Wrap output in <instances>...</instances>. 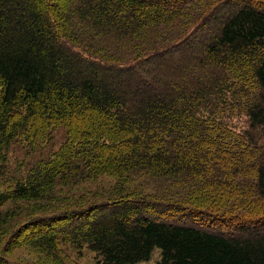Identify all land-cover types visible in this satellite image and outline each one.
I'll use <instances>...</instances> for the list:
<instances>
[{
	"label": "trees",
	"instance_id": "obj_1",
	"mask_svg": "<svg viewBox=\"0 0 264 264\" xmlns=\"http://www.w3.org/2000/svg\"><path fill=\"white\" fill-rule=\"evenodd\" d=\"M58 128L57 150L12 169L14 141ZM13 171L14 245L264 264V0H0V177Z\"/></svg>",
	"mask_w": 264,
	"mask_h": 264
},
{
	"label": "rangeland",
	"instance_id": "obj_2",
	"mask_svg": "<svg viewBox=\"0 0 264 264\" xmlns=\"http://www.w3.org/2000/svg\"><path fill=\"white\" fill-rule=\"evenodd\" d=\"M78 123L79 125H81L84 124L85 121L83 118L79 117ZM64 139L65 131L62 128H58L54 132L53 140L49 141L45 146L38 144L29 145L22 139L18 138L16 141H14L9 149V158L11 161L12 169L13 167H15L16 162L20 163L23 167L24 160L35 161L42 156H47L49 152L57 150ZM254 162L258 163V161ZM13 173L18 174L19 171L17 173L13 171L5 178L0 177V193L7 191L9 187L14 185ZM140 177L144 182L146 181L144 177ZM175 177L176 185H181L183 183V178H188L184 175H181L180 178H178V176ZM149 185H151L150 181ZM153 187H155V184L153 185ZM185 189L186 196H189V193L191 191L190 185L187 184V187ZM2 210L4 209L0 208V211ZM187 221H185L186 224L189 223ZM18 226L19 224L11 229L7 235H4V237L0 235V264H95L96 262L97 253L92 251L88 247L80 250L66 243L61 245L60 248H58V250L54 253H44L28 244L14 245L15 241L18 242V240L21 239V235H18L16 239H13L14 242L10 243L11 234ZM41 227H46V225L41 224ZM42 230L43 229H39L38 234L43 233L44 231ZM4 232L7 233V230ZM159 260L160 251L158 250V248H155L149 260L141 261L136 264H158Z\"/></svg>",
	"mask_w": 264,
	"mask_h": 264
}]
</instances>
